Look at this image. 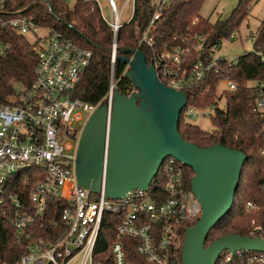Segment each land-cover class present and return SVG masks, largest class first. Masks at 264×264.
I'll return each mask as SVG.
<instances>
[{
	"label": "built area",
	"instance_id": "built-area-1",
	"mask_svg": "<svg viewBox=\"0 0 264 264\" xmlns=\"http://www.w3.org/2000/svg\"><path fill=\"white\" fill-rule=\"evenodd\" d=\"M16 1L0 0V29H11L27 37L37 53V65L31 88L17 89L13 104H0V264H134L127 258L125 238L138 242L137 252L149 264H180L177 256L180 228L202 216L200 201L186 187L183 163L168 158L148 189H135L122 199L107 196L106 164L99 193L78 182L80 142L89 121L102 106L108 108L109 128L119 83L115 77L118 37L120 30L133 20L136 0H125L121 10L115 0H109L112 21L103 17L99 0H64L70 4L92 2L100 20L113 34L109 90L97 104L76 97L94 52L60 32L41 26L27 13L43 5L53 14L48 0H30L27 8L20 9L12 7ZM175 1H151V20L137 49L142 46L150 49L148 63L153 65L160 82L187 94L188 98V93L203 83L207 75L222 71V63L234 68L240 57L216 59L213 52L190 67L192 55L205 50L206 37L195 33L181 37V44L161 43L157 37L160 32L154 31ZM130 3L132 14L123 24L121 16ZM252 38L255 45L257 37ZM235 39L234 33L229 40ZM252 53L264 64V45L254 47ZM3 54L0 50V55ZM129 70L127 65L123 76ZM222 81L227 87L218 101L224 98L227 104V93L236 91L238 84L230 78ZM251 86L257 91L251 110L264 121V81L253 82ZM135 94H139V89L132 83L123 95ZM217 109L226 107L219 108L216 102L209 112L187 104L182 114L186 121L199 116L212 119L211 112ZM107 158L108 138L105 163ZM28 171L36 173L24 174ZM32 183L35 186L28 191ZM245 210L251 212L258 207L250 202ZM108 214L119 218L116 241L111 246V259L96 261L98 241ZM250 237L264 238V227H255ZM6 239L8 246L4 244ZM216 264H264V252L225 251Z\"/></svg>",
	"mask_w": 264,
	"mask_h": 264
},
{
	"label": "trees",
	"instance_id": "trees-1",
	"mask_svg": "<svg viewBox=\"0 0 264 264\" xmlns=\"http://www.w3.org/2000/svg\"><path fill=\"white\" fill-rule=\"evenodd\" d=\"M151 1L136 0L133 20L119 33L118 57L131 58L132 56L126 54L125 51L138 48L142 33L151 20ZM48 2L53 14L47 6L43 5L28 10L27 13L33 15L41 26L60 32L81 47L94 52V57L78 87L76 97L86 103L97 104L109 90L112 59L107 50L113 47L111 28L100 20L99 11L92 2L77 1L72 4L64 0H48ZM202 2L203 0H176L154 31L160 32L161 35L157 34V37L161 43L168 42L174 45L181 44V37L193 36L195 33L206 37L205 50L192 55L190 67L210 57L223 40H229L234 33L240 30L249 17L254 0H241L229 20L216 23L199 15ZM30 3V0H18L12 3V7L27 8ZM176 35H180L178 39L174 38ZM256 37L254 47L264 45V20ZM0 50L4 52L0 55V104H13L17 89L20 87L30 89L34 83L37 53L27 37L7 28L0 29ZM140 50L144 52L150 63L151 50L145 46H142ZM126 68L127 64L122 60L116 61L115 77L119 80L117 89L122 94H126L132 87V82L126 74L123 76ZM221 68L220 73L213 72L207 75L203 83L188 93L189 106L203 109L216 103V86L221 80L230 78L238 84L236 91L227 93L226 109L215 111V116L212 118L215 129L212 132L202 131L187 122L183 114L179 125L183 138L201 148L221 144L248 156L242 170L233 208L212 229L206 242L207 247L228 235L250 237L255 227H264V121L251 110V104L257 97V91L251 83L264 81V64L253 53H247L239 58V63L234 68L226 67L225 63H222ZM185 171V184L187 189L191 190V181L195 174L189 167H186ZM34 173L36 171H28L24 174ZM33 186L35 184L32 183L27 190L30 191ZM250 202L255 204L258 210L246 211L245 207ZM198 220L183 224L180 228V246L177 253L180 264H183L182 247L187 229L195 226ZM118 224L117 216L110 214L105 216L96 249V261L104 257L111 259V246L116 241ZM123 241L127 258L131 263L149 264L137 252V241L129 238ZM4 244L8 246L7 239Z\"/></svg>",
	"mask_w": 264,
	"mask_h": 264
},
{
	"label": "water",
	"instance_id": "water-1",
	"mask_svg": "<svg viewBox=\"0 0 264 264\" xmlns=\"http://www.w3.org/2000/svg\"><path fill=\"white\" fill-rule=\"evenodd\" d=\"M125 53L132 57L117 59L130 66L126 77L139 94L126 97L115 92L109 128L107 106L99 108L89 121L79 147L80 186L99 193L106 164L107 196L122 199L135 189H148L164 162L175 158L193 170L191 189L202 206L201 218L187 229L183 264H216L225 251L264 252V238L238 235L224 236L206 246L212 229L233 208L248 156L221 144L201 148L186 141L179 125L187 94L163 85L141 50Z\"/></svg>",
	"mask_w": 264,
	"mask_h": 264
},
{
	"label": "rangeland",
	"instance_id": "rangeland-1",
	"mask_svg": "<svg viewBox=\"0 0 264 264\" xmlns=\"http://www.w3.org/2000/svg\"><path fill=\"white\" fill-rule=\"evenodd\" d=\"M119 10L122 9L125 0H115ZM241 0H203L199 15L205 19H209L212 23L218 21H227L231 18L233 13L239 6ZM102 10V15L108 21H112V12L109 4V0H99ZM132 14V3L127 5L121 16V22L126 24ZM264 20V0H254L250 8V14L247 20L242 24L240 30L235 33V40H223L221 44L214 49V57L216 59L231 60L239 58L247 53L254 52V40L259 31L262 21ZM226 82H220L218 86V97L216 102L219 108L224 109L226 102L224 98L218 101L222 97L223 91L226 89ZM214 105V104H213ZM203 108L202 111H211V107ZM212 116L215 115V110ZM197 126L202 131L212 132L215 129V125L212 119L199 116L194 121H187Z\"/></svg>",
	"mask_w": 264,
	"mask_h": 264
}]
</instances>
